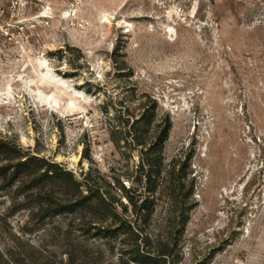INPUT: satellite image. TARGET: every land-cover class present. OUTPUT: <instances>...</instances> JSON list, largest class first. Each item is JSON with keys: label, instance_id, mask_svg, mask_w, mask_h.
<instances>
[{"label": "rangeland", "instance_id": "rangeland-1", "mask_svg": "<svg viewBox=\"0 0 264 264\" xmlns=\"http://www.w3.org/2000/svg\"><path fill=\"white\" fill-rule=\"evenodd\" d=\"M0 144V165L36 157L155 198L148 233L177 238V264H264V0L0 4ZM40 201L0 177L4 259L116 263L68 218L41 221Z\"/></svg>", "mask_w": 264, "mask_h": 264}, {"label": "trees", "instance_id": "trees-1", "mask_svg": "<svg viewBox=\"0 0 264 264\" xmlns=\"http://www.w3.org/2000/svg\"><path fill=\"white\" fill-rule=\"evenodd\" d=\"M164 124L165 129L157 139L159 144L167 139L171 128L169 119ZM5 149L6 145L0 144L3 154L7 153ZM161 164L159 158L154 173H161ZM175 171L172 167L168 174ZM0 177L9 182L18 179L21 189L36 192L41 200L38 209L41 221L64 216L70 220L66 236L76 224L77 230L87 239L104 241L111 252H117L115 264H177V238L172 233L156 237L148 233L155 214V198L144 199L136 195L134 189H126L123 185L117 189L118 195H105L88 183H79L64 169L36 157H28L16 165H0ZM169 218L170 225L182 223L175 211L170 212ZM66 254L68 264H77V261L87 264L99 261L104 253L99 250L94 256L84 249L81 257L76 250L66 251ZM4 257L0 253V264H13ZM46 264L62 263L47 261Z\"/></svg>", "mask_w": 264, "mask_h": 264}, {"label": "built area", "instance_id": "built-area-1", "mask_svg": "<svg viewBox=\"0 0 264 264\" xmlns=\"http://www.w3.org/2000/svg\"><path fill=\"white\" fill-rule=\"evenodd\" d=\"M35 0H0V4L5 3L11 10L25 8ZM3 13V11H2Z\"/></svg>", "mask_w": 264, "mask_h": 264}]
</instances>
